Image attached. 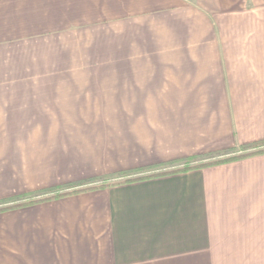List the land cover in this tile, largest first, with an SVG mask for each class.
<instances>
[{"label": "crops", "instance_id": "crops-1", "mask_svg": "<svg viewBox=\"0 0 264 264\" xmlns=\"http://www.w3.org/2000/svg\"><path fill=\"white\" fill-rule=\"evenodd\" d=\"M262 141L264 0H0V201L117 181L1 211L0 264H264V152L118 182Z\"/></svg>", "mask_w": 264, "mask_h": 264}, {"label": "trees", "instance_id": "trees-1", "mask_svg": "<svg viewBox=\"0 0 264 264\" xmlns=\"http://www.w3.org/2000/svg\"><path fill=\"white\" fill-rule=\"evenodd\" d=\"M263 146H264V141L244 144L240 146L239 149H240L241 154H238V155L234 154L233 156L232 154L222 159H213L208 162H196L194 159H190V160L187 159L183 161V164L180 167L175 168L173 170H165V171L162 170V171L150 172V173H147L148 172L147 171L146 174H141V175L132 174L129 176H124V178L118 182L138 180V179L166 174L170 172L186 171V170H190L193 168H198V167L207 166L211 164L231 161V160L238 159L241 157L264 152ZM236 149H233V150H236ZM233 150H228V151H225L224 153L230 154L229 152ZM115 183H117V181H114L110 177H106L102 179L94 178V179L86 180L80 183H75V184H71V185H67L63 187H57V188H53V189L46 190V191H41V192L34 193V194L32 193V194H26V195H22L18 197H13L11 199L0 201V212L7 210V209H11V208H16V207L33 204V203L40 202V201H45V200L61 197L64 195L75 193V192L97 189V188H104V187H107Z\"/></svg>", "mask_w": 264, "mask_h": 264}, {"label": "rangeland", "instance_id": "rangeland-1", "mask_svg": "<svg viewBox=\"0 0 264 264\" xmlns=\"http://www.w3.org/2000/svg\"><path fill=\"white\" fill-rule=\"evenodd\" d=\"M90 43H91V41L90 42H87V43L84 42L83 45L84 46H86V44L90 45ZM58 45L59 46L61 45L63 49L67 48L68 50H70V54L68 55V57H70L71 55H72V57H74V56L78 57V55L81 56V55L84 54V51H81V48H80L81 45H82L81 42H78V41L77 42L69 41V39L66 40V39L63 38V39H60V43H58ZM224 152L216 153V154H210V155H204V156H201V157H196V158H194V160L196 162H208V161L213 160V159H222V158L227 157V156L232 155V154H233V156H234V154H237V155L238 154H241L240 153V149H236V150L230 151L229 152L230 154H225ZM179 164L182 165L183 162L182 163H179ZM166 165H164V166H166ZM176 165L177 164H175L174 166H176ZM164 166L159 167V168L162 169ZM159 168L156 169L155 171L159 170ZM149 171H153V170H149Z\"/></svg>", "mask_w": 264, "mask_h": 264}]
</instances>
